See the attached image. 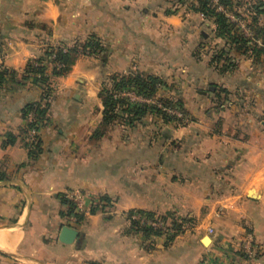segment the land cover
<instances>
[{
    "label": "crops",
    "instance_id": "obj_1",
    "mask_svg": "<svg viewBox=\"0 0 264 264\" xmlns=\"http://www.w3.org/2000/svg\"><path fill=\"white\" fill-rule=\"evenodd\" d=\"M197 7L198 0H0V68L13 73L0 85V264H231L249 235L258 250L249 264H264V122L236 106L214 107L212 93L191 82L253 94L264 70L216 37ZM91 37L103 51L79 55L65 76L36 62ZM213 45L233 69L211 66ZM30 63L47 67L46 85L27 73ZM180 73L175 91L194 117L188 126L143 120L104 129L100 94L113 76L170 86ZM46 102L47 120L30 145L23 111ZM74 192L83 197L80 221L63 202ZM97 199L105 205L93 208ZM136 211L193 228L173 240L146 238L131 227ZM66 226L79 232L70 245L59 240Z\"/></svg>",
    "mask_w": 264,
    "mask_h": 264
},
{
    "label": "trees",
    "instance_id": "obj_2",
    "mask_svg": "<svg viewBox=\"0 0 264 264\" xmlns=\"http://www.w3.org/2000/svg\"><path fill=\"white\" fill-rule=\"evenodd\" d=\"M219 5L223 6L225 9L233 8L232 0H219ZM254 11L257 16L264 15V2L258 1V4L254 7ZM196 12L200 13L207 19L213 20L216 25V37L230 41L231 44L235 46L237 52H242V55L246 57H252L253 59H259L262 55H264V46L260 47L256 43L253 44L251 41H247L245 38H243V35L237 37L234 36V25H232V23L223 13L217 11V7H213L210 0H198V7L196 8ZM256 29H258L257 35H260L261 39H264V28ZM249 43H252L251 47L248 46ZM79 47H81V49L83 50L89 49L91 56H96L103 51L99 40L97 38L91 37L83 43H81L80 41H76L72 46L60 45L58 47L50 48L46 51L44 57L36 62H44L46 64L58 63L62 67L54 69L53 75L55 77L65 76L70 72L72 66L75 63L76 58L79 56ZM249 49H252L250 55H248ZM53 54L55 55V60L52 59ZM227 56L228 53L225 50L218 51L217 54L211 59V66L220 72L230 71L235 66L230 62V60L227 59ZM221 63L224 64L220 66ZM46 69L47 67L45 65L35 67L34 63H30L27 66V73L41 75L40 78L36 79V82L42 85H46L49 81L48 76L46 74ZM8 74L11 73L0 68V85L5 82V77ZM110 80L113 84H115V88L110 90L109 86L106 85L104 86L100 94L103 99L104 106V129L117 121L124 122L129 126H134L137 123L143 121V119L150 112H155L158 115H162L166 124L171 123V120L168 119V117L166 116L167 114L163 112V110H157L156 107H150V105L148 104L132 106L128 103L127 99L115 98L118 93L120 94L124 91H130L144 99H152L156 97V94L158 92V86H166L164 80L152 76L144 77L139 74H133L128 76H113ZM218 90L219 89L216 86H211L210 92L218 93ZM222 92L225 93L224 90H222ZM46 94L49 95V92H46ZM46 99L47 98L44 97V101ZM178 105L183 108L180 102L178 103ZM47 112L48 102L44 103V107L41 103H34L28 105L23 111V117L24 119H27L28 114L33 113L35 115V119L33 122H29L28 127L24 131V133L26 134L29 130L38 128V125L41 122H45L47 120ZM63 202L65 204H68L69 206L67 216L71 217L74 215L78 219V221L82 220V215L76 214L74 205L69 202L67 198H64ZM128 216L131 221V227L135 232L142 233L146 238L162 236L160 230L141 225L136 219H133V216L146 217L147 219L151 220L158 218L162 221H165L164 218L156 217L151 213L143 211L131 212ZM169 239L173 240L175 239V237Z\"/></svg>",
    "mask_w": 264,
    "mask_h": 264
},
{
    "label": "rangeland",
    "instance_id": "obj_3",
    "mask_svg": "<svg viewBox=\"0 0 264 264\" xmlns=\"http://www.w3.org/2000/svg\"><path fill=\"white\" fill-rule=\"evenodd\" d=\"M258 1L264 2V0H239L233 4V8L226 9L227 13L229 15H233L235 18L239 20V22L242 23V27L240 26V23H235L233 30H234V36H240L243 35V38H245L247 41H251L253 44L256 43L260 47L264 46V39H261L260 35H257L256 28H264V15L257 16V14L254 11V7L258 4ZM257 18V20H256ZM229 19V18H228ZM256 22V23H255ZM253 40V41H252ZM214 42V40H211ZM82 43V42H81ZM252 43H249L248 46L251 47ZM216 45H213V48L211 49V58H213L217 54V49H215ZM214 49V50H213ZM198 54L197 57L201 56L200 51H197ZM237 52V51H236ZM252 52V49H249L248 55ZM242 53V52H239ZM82 57H84L83 54H79ZM248 58V57H246ZM252 58V57H250ZM253 59V58H252ZM254 62V70L256 72H259L261 70H264V55H262L259 59H253ZM194 68H189L187 70L188 72H191L194 74V76L199 77L200 76V70L197 69L198 72L194 73ZM182 76H185L184 74H179L178 78L179 80L172 81L170 86L166 81V86H158V92L156 94V97L150 99L157 103V105H153L152 103L142 101L140 103H135L130 98H123L127 99L128 103L132 106H140L141 104H148L150 107L154 106L157 110H163L168 117V119L171 120V123H174L177 127H186L190 123L194 121V117L188 113L186 108L183 105V102L180 100V96L177 94V87L180 86V79ZM193 77V78H195ZM163 80V79H162ZM195 87V89L199 92H206V93H212L209 97L210 103L214 107L218 106H236L240 109V112L242 115L250 114L252 117H256L260 121L264 122V78L260 80L259 83H257L259 89V92L253 93V94H245L243 91H235L234 93H229L225 91V93L222 92L223 87L219 86L216 82H210L206 83L205 81H202L200 77L197 80L191 81ZM108 84L110 90L115 88V84L112 82H109ZM211 86H216L219 90L218 93L210 92ZM176 87V88H175ZM174 89V90H173ZM261 90V92H260ZM129 93L130 91H124ZM119 94V93H118ZM198 101L204 100L200 97H195ZM181 103L183 108L178 105V103ZM164 109L171 110V113H167L164 111ZM180 110V111H179ZM180 112V113H179ZM182 112V113H181ZM183 115V118L180 119L178 115ZM144 122L147 124L146 126L151 125L155 122H160L161 124H166L164 122V119L162 115H158L155 112H150L144 119Z\"/></svg>",
    "mask_w": 264,
    "mask_h": 264
},
{
    "label": "built area",
    "instance_id": "obj_4",
    "mask_svg": "<svg viewBox=\"0 0 264 264\" xmlns=\"http://www.w3.org/2000/svg\"><path fill=\"white\" fill-rule=\"evenodd\" d=\"M211 4L213 5V7H217V11L220 13H223L227 18H229V21L233 24L235 23H240V26L242 27V23L239 22V20L237 18H235L233 15H229L227 13V10L219 5V0H210ZM78 53L83 54L84 56H91L90 55V51L89 49L87 50H83L81 49V47H79ZM52 59L55 60V55H52ZM54 67L56 68H61L62 66L58 63H53ZM42 65H35V67H39ZM41 76L39 75L38 78H40ZM116 99L118 98H130L132 99L133 102L135 103H140L142 101H146L149 103H152L153 105H157V103L153 100L150 99H144L140 96L135 95L132 92H122L118 95H116L115 97ZM164 111H166L167 113H171V110H167L164 109ZM180 111V110H179ZM180 113V112H179ZM182 113V112H181ZM178 117L180 119L183 118V115H178ZM28 121L29 122H33L35 119V115L33 113L28 114ZM184 119V118H183ZM40 125H38L39 127ZM38 130L39 128H34L29 130L27 136H26V142L30 145L36 144L37 143V139H38ZM67 200L69 202H71L74 207H75V212L76 214H82V210H83V197L82 194H80L79 192H74V193H69L66 196ZM105 205L103 201H101L100 199L94 200L92 202V207L96 208L98 206H103ZM75 216L70 217L71 220L75 221ZM133 219H136L141 225L143 226H147L149 228H154L157 230H160L162 235L165 236L166 238H174L177 237L185 232H188L190 230H192L193 225L192 224H168L167 222H165L164 220H160L158 218L156 219H147L146 217H140V216H133ZM209 235H214L215 231L213 228H208L207 230ZM257 248L254 245V239L253 236H247L241 243L239 248L235 251V256L231 262V264H249L251 261H253L255 259L256 253H257ZM201 264H210L209 262H202Z\"/></svg>",
    "mask_w": 264,
    "mask_h": 264
},
{
    "label": "water",
    "instance_id": "obj_5",
    "mask_svg": "<svg viewBox=\"0 0 264 264\" xmlns=\"http://www.w3.org/2000/svg\"><path fill=\"white\" fill-rule=\"evenodd\" d=\"M78 237L79 232L76 229L66 226L62 228L59 240L63 244L70 245L77 241Z\"/></svg>",
    "mask_w": 264,
    "mask_h": 264
}]
</instances>
